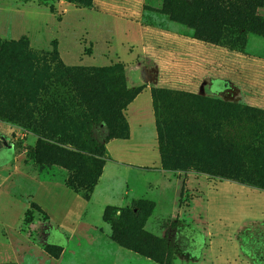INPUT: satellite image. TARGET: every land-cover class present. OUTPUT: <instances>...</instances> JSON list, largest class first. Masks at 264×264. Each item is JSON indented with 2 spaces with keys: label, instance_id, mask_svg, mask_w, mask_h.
<instances>
[{
  "label": "rangeland",
  "instance_id": "obj_1",
  "mask_svg": "<svg viewBox=\"0 0 264 264\" xmlns=\"http://www.w3.org/2000/svg\"><path fill=\"white\" fill-rule=\"evenodd\" d=\"M162 4L163 0H0V36L6 40L25 39L39 56L49 57L55 51L66 67L100 69L119 64L130 89L150 84L151 90L174 93L170 98L185 92L264 112V36L247 32L236 41L224 40L222 44L170 43L155 36L143 46L140 42L126 43L132 23L156 30L173 26L177 34L192 37V29L161 11ZM257 13L264 17L262 9ZM54 64L50 67L53 70ZM125 98L102 94L93 108L109 113L101 119L88 114L86 119L92 117V126L82 132L79 140L91 146L104 144L110 129L122 135ZM156 99L161 112L167 113L163 109L168 106L166 95L158 90ZM70 113L65 112V117ZM250 129L253 134L259 131L252 121ZM246 138L252 145L245 142L236 151L230 148V152L223 153L233 163L245 162L227 171L241 176L264 174V137ZM37 140L32 131L0 121V264L159 263L131 248L107 254L88 250L83 240L68 242L64 230L53 229L50 218L60 221L65 211H77L85 201L83 219L103 235L117 244L112 234L122 233L120 238L128 240V235L144 232L148 237L142 239V247L167 261L165 264H210L211 236L214 256L219 255L220 246L221 255H229L235 241L228 234L234 233L236 226L264 220V190L186 167L182 161L185 144L172 145L178 139H172L160 165L144 168L147 171L140 176V195L125 194L126 171L107 150L99 158L103 166L95 182L88 183V177L78 175L84 183L75 191L64 182L72 173L66 167L35 162ZM156 142L150 154L131 152V157L148 160L135 161L141 165L159 163L158 135ZM114 144H109V149L116 154L121 150ZM6 151L9 159L4 161ZM201 154L207 157V153ZM134 178L133 172L130 188H134ZM83 194H88V199ZM107 208L112 209L106 218ZM64 246L70 249L62 258ZM237 248L246 250L244 243Z\"/></svg>",
  "mask_w": 264,
  "mask_h": 264
},
{
  "label": "trees",
  "instance_id": "obj_2",
  "mask_svg": "<svg viewBox=\"0 0 264 264\" xmlns=\"http://www.w3.org/2000/svg\"><path fill=\"white\" fill-rule=\"evenodd\" d=\"M263 3L264 0H163L161 11L168 14L171 20L192 29L195 38L222 44L224 40L236 41L247 32L264 36V17L257 13ZM49 55L39 56L29 48L25 39L6 40L0 36V121L15 123L35 133L38 137L35 162L38 165L50 162L66 167L72 173L64 182L78 191L84 183V178L78 175L88 177L87 182L91 184L99 176L103 166L99 158L106 150L105 143L110 138H125L128 135L125 120L123 134L110 129L104 144L98 142L88 146L86 140H79L82 139V132L89 126L91 128L93 116L101 119L109 113L107 109L99 111L96 106L93 108L98 98L102 94L104 97L125 95L127 102L122 106L124 109L142 87L127 88L119 64L100 69L72 68L62 64L57 52ZM53 63L56 65L54 70L50 68ZM158 90L168 98V106L163 107L167 113L161 112L158 106ZM151 93L161 162L170 149L168 147L175 143L185 144L182 161L186 167L192 166L210 176L232 179L241 184L250 183L264 190V174L241 176L229 172L227 170L231 166L236 163L244 165L245 162L233 163L223 155L232 148L236 151L246 145L245 142L252 145L247 136L264 137V112L185 92L178 93L174 98H170L174 93L159 88L152 89ZM65 112H71L70 116L65 117ZM88 114L92 117L86 119ZM161 115L170 118L163 120ZM251 121L259 130L254 134L250 129ZM172 139L178 140L172 144ZM201 152L207 153V157ZM163 164L166 165L167 161L164 160ZM86 166L87 172L84 171ZM83 197L88 199V194H83ZM111 209L105 210L104 217L107 218ZM120 236H123L122 233L112 234L111 238L118 245L131 248L158 264L167 262L145 251L142 239L148 235L144 232L130 234L128 240ZM137 238L141 242H137Z\"/></svg>",
  "mask_w": 264,
  "mask_h": 264
},
{
  "label": "crops",
  "instance_id": "obj_3",
  "mask_svg": "<svg viewBox=\"0 0 264 264\" xmlns=\"http://www.w3.org/2000/svg\"><path fill=\"white\" fill-rule=\"evenodd\" d=\"M260 9L264 11V3ZM131 27L133 29L129 30L130 34H128L127 31L124 32L126 35H129V37L126 39V43L135 42L138 44L140 42V45L143 46L145 42H150L154 36L157 37V39L159 38L160 40L170 43H190L202 41L195 38L193 35L190 37L188 34L187 36L177 34L176 32L178 30L176 31L177 28L173 26L156 30L154 27L148 28L143 27L141 24L135 25L132 23ZM123 112L128 124V135L125 138H110V140L105 143V148L113 160L121 165L126 171L125 194L134 193V195H140V176L142 173L147 171L144 168L158 166L161 162L160 155L159 163L154 161L152 163L154 164L153 166L141 165L142 163L135 162L148 160H136L135 158L131 157V152H137L138 154L144 153L147 155L150 154L151 147L152 150H155L157 147V131L155 124V114L152 106L151 85L149 84L142 87L140 92L126 105ZM112 142L116 143L113 147H118L121 151L116 152V154L112 153L109 149V144ZM155 154L156 153L154 151V156H156ZM4 156V161L8 160L9 152L6 151ZM10 162H12V160H10ZM133 172L134 175H136V178L133 180L134 188H130V176ZM86 204L87 202L85 201V203L82 204L77 211H65V217H63V219L60 221L56 222L50 218V224L52 225L53 229L55 230L58 228L60 231L64 230L68 234V242L72 239L83 240L85 242V249L88 250H99L103 253L106 252V254L116 251L123 252L122 250H126L122 246L115 244L110 238L103 235L99 229H96L87 220L83 219L82 212ZM248 208H252V206H248ZM262 217L264 218V216ZM260 219H254L255 224L251 226H236L237 231L235 230L234 233H230L231 235L228 234L230 238L233 236L232 240L235 241V248H230L229 255H221V251L223 249L220 246L219 249L221 250L219 251V255L214 256L215 252H212L214 240H212L213 236H211L210 245L208 248L210 260H212L210 261V264H264V220ZM95 239H98L96 243H94ZM243 243L246 247L245 252L240 251L237 248ZM69 249L70 246H64L61 253L62 258L65 253L69 252ZM211 253H213V256Z\"/></svg>",
  "mask_w": 264,
  "mask_h": 264
}]
</instances>
